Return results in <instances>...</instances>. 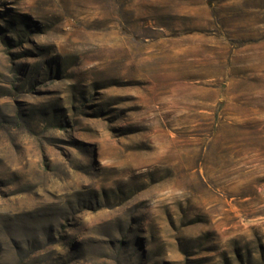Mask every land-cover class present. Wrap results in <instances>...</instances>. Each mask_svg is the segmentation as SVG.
<instances>
[{
	"label": "rangeland",
	"instance_id": "1",
	"mask_svg": "<svg viewBox=\"0 0 264 264\" xmlns=\"http://www.w3.org/2000/svg\"><path fill=\"white\" fill-rule=\"evenodd\" d=\"M263 95L264 0H0V264H264Z\"/></svg>",
	"mask_w": 264,
	"mask_h": 264
},
{
	"label": "bare ground",
	"instance_id": "2",
	"mask_svg": "<svg viewBox=\"0 0 264 264\" xmlns=\"http://www.w3.org/2000/svg\"><path fill=\"white\" fill-rule=\"evenodd\" d=\"M244 46V45H243ZM244 50V49H243ZM246 51V50H245ZM256 104H259L260 106L264 107V95L260 97L259 99L255 100Z\"/></svg>",
	"mask_w": 264,
	"mask_h": 264
}]
</instances>
